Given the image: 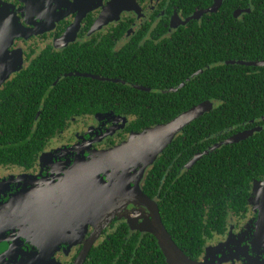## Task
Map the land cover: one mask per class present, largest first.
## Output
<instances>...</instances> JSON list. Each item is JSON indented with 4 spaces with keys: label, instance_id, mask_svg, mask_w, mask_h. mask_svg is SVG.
<instances>
[{
    "label": "flooded vegetation",
    "instance_id": "af4514ba",
    "mask_svg": "<svg viewBox=\"0 0 264 264\" xmlns=\"http://www.w3.org/2000/svg\"><path fill=\"white\" fill-rule=\"evenodd\" d=\"M91 1L80 0L75 3L74 0H0V179L10 180L9 192L6 197L2 196L4 198L3 202L0 199V205L9 204L11 194L30 191L41 197L39 202L27 201L24 204H31L27 208L32 212L29 220L40 222L44 227L40 229L32 225L31 230L28 226L16 227L18 229L15 233L32 235L39 248L48 246L45 242L51 229L56 232L55 235L64 232L76 234L77 244L61 247L63 249L56 253L57 264H87L93 252L100 253L109 249L106 243L121 223H126L130 232H135L125 218L112 219L87 249L94 227L87 228L84 238L82 234L79 236L82 233V224L71 223L72 208L67 205L70 202L69 192L63 191L64 189H57L60 192H55L52 190L55 189L54 183L48 182L55 178L54 167L65 163L64 157L70 156L73 148L75 151L83 150L79 154L85 158L91 152L115 148L126 141L130 134L139 132L130 130L135 121L133 116L116 114L113 110L93 111L94 98L104 100L101 96L105 86L91 93L85 87L94 84L85 80H94L95 84L106 80L102 76L103 67L100 63L103 60V50H110L113 55V58L104 62L109 75L113 74V65L114 71L121 69L120 75L130 79H110L111 82L131 89L128 92V101L136 107L158 108L160 111L181 109L180 102L184 101L181 95L188 89H193L194 93V78L204 74L206 70L214 71L213 77L216 79H226L229 71L236 66L242 67L241 72H246L249 76L262 73L252 71L251 67L264 68L247 65L264 63V35L260 32L264 28V8L254 6L253 0H238V6L226 9L222 8L225 1L222 0L216 11L211 9L217 0L207 8L203 7L202 0H133L132 5L142 12L143 21L130 36L127 33L137 18L134 11L122 13L115 22L102 30L92 32L102 9H86V6L92 4ZM80 12H84V16L81 18L78 39L64 47L58 45L61 48L59 49L55 44ZM230 14L236 21H230ZM204 24H211L213 28L218 27L224 31L232 29L235 38L230 40L228 32L225 33L226 36L223 37V33L217 38L212 29L208 35L202 32L194 39V27L201 31ZM180 32L181 35L178 36ZM137 37L142 39L138 43L140 46H145L146 43L157 49L159 45L162 46L159 66L154 69L150 66L151 63L147 64L145 67L149 69L145 75H140L141 69L131 65V61L137 58L133 41ZM204 37L208 40L205 41ZM124 49H127L125 57L122 55ZM138 53L139 56L150 59L146 53ZM199 54L202 56L199 57ZM122 58H129L130 62L119 65L123 62ZM21 60L22 66L17 71L1 79ZM155 72L159 74L158 80L155 79ZM73 93L78 94V97L74 100L76 107L71 108L70 95ZM151 94L160 96L158 103ZM84 95L87 105L83 106L86 108L83 111L78 103L83 101ZM205 101L211 102L213 109L220 104L217 99ZM195 106H186V110ZM118 118H125L126 124L117 122ZM112 128L116 131L107 135ZM233 135L195 154L182 166L184 170L172 169L173 166L180 167L179 162L172 164L170 169L174 174L171 178L186 173L187 164L193 158L220 143L223 144ZM224 145L229 144L222 146ZM177 152L178 150L175 153ZM154 164L141 183L144 193L145 187L149 191L156 188L161 190L167 181L166 174L161 179L157 178L158 186L152 177L149 178ZM131 175L133 174H130V179ZM162 175L161 170L159 177ZM122 180L129 181L128 177ZM145 195L150 197L146 193ZM151 199L158 203L157 198ZM248 212L239 216L229 215L224 232L208 240L203 254L206 253L209 243L227 233V226L233 225L236 232H239L253 216ZM37 248L36 245L29 246L28 243L19 247L20 250L26 249L34 254L38 253ZM10 252L9 244L0 246V264H21V256L10 255ZM34 258L28 260L32 261ZM41 264H46L44 259Z\"/></svg>",
    "mask_w": 264,
    "mask_h": 264
},
{
    "label": "trees",
    "instance_id": "16d2710c",
    "mask_svg": "<svg viewBox=\"0 0 264 264\" xmlns=\"http://www.w3.org/2000/svg\"><path fill=\"white\" fill-rule=\"evenodd\" d=\"M213 1L202 0L203 7H211ZM237 3L238 0H225L222 8L238 6ZM253 5L264 8V0H253ZM228 18L231 22L236 21L232 19V14ZM212 29L217 38L223 33V37L226 36V32L229 33L230 40L235 38L232 29L224 31L218 27L213 28L211 24H204L201 31L194 27V39L202 32L208 35ZM260 32L264 35V28H261ZM180 35L181 32L178 33V36ZM141 38L133 40L137 58L131 61V65H136L141 69L140 75H145L149 69L145 67L147 64L151 63L150 66L154 69L159 66L162 46L159 45V49L149 43L140 46L138 43ZM204 40L207 41L208 38L204 37ZM126 50L124 49L122 54L124 57L127 56ZM111 52L103 50V60L100 61L103 67L102 76L106 80L95 81L97 84L94 80H85L94 84H89L85 88L92 93L105 86L101 96L104 100L94 98L93 111L113 110L116 114L135 117L130 130L142 132L150 127L166 124L186 112V106H195L205 100L220 101L218 107L185 127L181 135L156 160L149 178L152 177L158 186L157 180L166 174L167 181L163 188L151 191L146 187L144 189L150 198L158 199L162 222L174 242L190 259L199 260L208 240L214 235H222L229 215L239 216L248 212L252 184L264 179V68L251 67L252 71L262 73L249 76L246 72H241L242 67L236 66L229 71L226 79H216L213 77L214 71L206 70L204 74L194 78V93L193 89H188L181 95L184 100L180 102L181 109L160 111L158 108L133 106L128 101V92L131 89L110 81L114 78L130 80L120 75L121 69L114 71L115 66L111 64L113 74L109 75L104 62H107L108 58H113ZM138 52L146 53L150 59L139 56ZM201 56L202 54H199V57ZM122 61L119 65H127L130 62L129 58L127 60L122 58ZM155 74V79L158 80L159 74L156 72ZM150 96L155 102H159V95ZM77 97L78 94L75 93L70 95L71 108L76 107L74 100ZM78 105L83 111L86 109L83 108L87 105L85 95ZM87 110L91 112V109ZM162 113H165L164 117ZM253 128L260 130L244 141L224 145L208 153L209 155H203L195 164L188 167L186 173L171 178L174 173L170 166L172 167L175 162L181 165L175 166L176 169L173 166L172 169L180 170L188 160L209 145L237 132ZM161 170L163 175L159 177ZM106 244L109 249L100 253L93 252L87 264H168L154 235L140 231L130 232L126 223L119 225L116 233L111 235Z\"/></svg>",
    "mask_w": 264,
    "mask_h": 264
},
{
    "label": "water",
    "instance_id": "95a60500",
    "mask_svg": "<svg viewBox=\"0 0 264 264\" xmlns=\"http://www.w3.org/2000/svg\"><path fill=\"white\" fill-rule=\"evenodd\" d=\"M221 2L222 0L218 5L215 4L211 11H216ZM247 65L264 66V63H247ZM212 109L213 105L211 102H203L183 112L166 124L148 128L139 132L142 134L132 137L124 144L109 151L98 153V155L96 154L97 156L94 155V158L88 159L80 168L78 167L74 175L69 174L67 176L68 179L62 181L63 178L60 177L54 180V182L52 181V183H61L66 186L63 191L69 192L70 202L67 205H70L72 208L71 223L81 222L82 237L84 238L89 226L94 227V232L87 242V249L94 243L95 239L110 220L125 218L134 214L137 216L141 215L142 219L139 216L137 218L133 216V222L128 221L130 227H138L144 230V233L154 235L168 264H201L199 260L190 259L174 242L171 234L162 222L158 203L145 195L139 186L133 189L131 185H128L131 184L130 182L133 180L135 174V171L129 170L128 167L129 165L144 162V165L140 167V173H144L147 167L150 166L149 163L152 164L153 161L155 162L159 157L158 155L163 153L187 125L204 116L206 113H209ZM259 130L260 128H253L237 133L223 144L239 143L248 139ZM223 144L220 143L203 154H199L187 164V167H190L203 155H207ZM133 170L136 169L134 168ZM120 174L122 176H119ZM130 174H133V176L131 175L132 179H130ZM105 175L112 176L113 179L109 182H102L100 179ZM115 176H119V178L115 179ZM124 177H128L129 181L124 182L122 180ZM256 182L259 181H255L254 183ZM122 183L127 185V189L125 191L123 190V193L122 187L118 188L113 186L118 184L122 185ZM262 185L264 186V184ZM113 190H116L119 196L114 195L106 201V198L102 194L105 195L107 192ZM261 192H264V187H262ZM137 207L138 210L135 209ZM138 218L142 220V224L138 223ZM253 221L255 222L253 234L255 235L256 231H262L263 233L262 237H260L261 239L259 238L260 242L255 241L254 235L252 236V242H256L260 247H264V201ZM137 231L143 232L139 229ZM256 249H259V247ZM83 258L84 254L82 256ZM242 263L264 264V261L251 256L248 260H243Z\"/></svg>",
    "mask_w": 264,
    "mask_h": 264
},
{
    "label": "rangeland",
    "instance_id": "374dc122",
    "mask_svg": "<svg viewBox=\"0 0 264 264\" xmlns=\"http://www.w3.org/2000/svg\"><path fill=\"white\" fill-rule=\"evenodd\" d=\"M74 1L75 3L80 2V0H74ZM132 1L133 0H92L91 1L92 4L89 5V7L86 6L87 7L86 9H90L92 11V10H95V8L101 7L102 13L99 15L96 21V25L92 28L91 31L96 32V31L102 30L104 27H106L110 23L115 22L122 13L134 11L137 13V18H136L134 25L131 27V29L127 33L128 36L132 35L143 21L142 12L134 8V6L132 5ZM220 1L221 0H217L215 4L218 5ZM86 9L84 8V10L88 12ZM63 15L65 16V13ZM83 16H84V12H80V14L76 16V18L74 19L72 24L69 26L65 34L60 39H58L57 44H55L56 47H58V45H63L64 47L68 45L69 43L74 42L78 39V34L80 31L79 28L81 25V18ZM18 58H20L19 55H18ZM21 66H22V60L17 62L14 66V69L8 71L6 76H4L1 79H4L5 77L9 76L10 75L9 73L13 71H17ZM116 121L117 122L119 121L122 125H125L127 120L125 118H118V120ZM110 131L111 133L108 132L109 134L107 135L113 134L116 131V129L112 128L110 129ZM139 134H142V133L130 134L128 139L124 141L123 143H121L120 145L124 144L125 142L129 141L132 137L139 135ZM82 151L83 150L75 151L73 148L70 156L64 157L65 163H61L54 167V175H55L54 180L59 179L60 177L63 178L62 181H64L65 179H68L67 176L69 174L74 175V173L77 172L76 169L78 167L80 168L83 165V163L88 161V159H92L94 158L93 157L94 155L96 154L98 155V153L100 154V153H103L109 150L94 151V152L87 154L85 158L82 156V154H79ZM140 162H143V161H140ZM153 164H154V161L152 162V164L149 163L150 166H148L147 169L142 174L140 173V167L144 165V162L138 163L136 165H131V166L129 165L128 169L131 171H135V174L133 177L132 184H128V185H131L133 189L136 186H139V188H141V183L144 179V176ZM134 168L136 170H133ZM119 176H122V175L120 174ZM119 176L118 177L115 176V179L119 178ZM111 179H113L112 176L105 175L104 177H101L100 180H102V182H109L111 181ZM54 180H49L48 181L49 184H53L52 181L54 182ZM9 182L10 180L8 179L7 180L0 179V199L1 200L4 198V197L2 198V196L6 197L7 193L9 192V189H10ZM262 184H264V180L256 182L252 186V196L250 199V206H249V212H248L250 214H253L252 218L244 224V226L241 228L239 232H236L235 226L233 225L227 226V233L223 237H221L220 239H215L213 240V243L208 244L209 246L206 250V253L203 254L201 259L199 260L201 264H243L242 261L248 260L251 256L257 257L261 261H264V247H260L258 246V244H256V242H260V239H261L260 237H262L263 232L256 231V234L255 235L253 234L254 227H255V222L253 221V219L255 216H257V213L260 210L262 203L264 201V192L260 193L262 187H264ZM54 185H55V189H52V190H54L55 192H60L57 189L63 190L66 187L61 183L59 184L54 183ZM113 186L118 187V188L122 187L123 188L122 193L125 191V189H127V185L124 183H122V185L118 184V185H113ZM102 195L106 198L105 199L106 201L112 198L114 195L119 196V194L117 195L116 190L107 192L105 195L104 194ZM40 198H41L40 196H37L33 192H30V191L22 192V193H17V195L11 194L10 199L8 200V202L10 203L0 205V246L9 244L11 248L10 255L11 254H13L14 256L16 254L20 255L22 258L21 264H41L43 259L45 260L46 264H57L55 255L56 253L60 252L61 249H63L61 247H64V246L69 247V246H73L74 244L78 243V236L76 234H68L64 232L62 234L55 235L56 232L53 231L52 229L51 231H49L50 235L48 234L46 238V242H45V244H47L48 246H42L40 248H39V244H37L33 240L32 235H29V234L16 235L15 232L18 229L16 227L22 226L24 228L28 226V229L30 230H31L32 225H36L40 229L44 227L41 225L40 222H32L29 220V216L32 215V212L28 211L27 208L31 204L30 205L24 204L27 201L39 202ZM135 209L138 210V207ZM24 214H26L25 217L23 216ZM133 216H136V218L139 216L142 219L141 215L137 216L134 214L125 217V219L129 222L130 221L133 222L132 220ZM18 219L23 220V221H19ZM138 223L142 224V220H139ZM131 229L132 231H137L139 229L145 232L141 228L134 227V226L133 228L131 227ZM81 234L82 233H80L79 236ZM253 235L256 239L255 240L256 242H252ZM27 243L29 244V246H31L32 244L36 245L38 247L37 248L38 253L34 254L32 253V251H29L26 249L25 250L19 249L20 246L22 245L25 246V244ZM257 247H259V249H256ZM31 257H35V258L32 261L28 260V258H31Z\"/></svg>",
    "mask_w": 264,
    "mask_h": 264
}]
</instances>
